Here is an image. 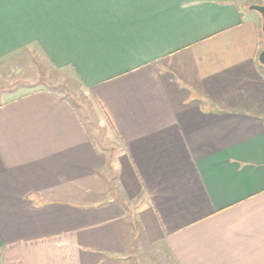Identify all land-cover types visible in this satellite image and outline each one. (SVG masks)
I'll return each instance as SVG.
<instances>
[{
  "label": "crops",
  "instance_id": "crops-1",
  "mask_svg": "<svg viewBox=\"0 0 264 264\" xmlns=\"http://www.w3.org/2000/svg\"><path fill=\"white\" fill-rule=\"evenodd\" d=\"M263 4L0 0V71L72 72L105 140L0 98V264H264Z\"/></svg>",
  "mask_w": 264,
  "mask_h": 264
},
{
  "label": "rangeland",
  "instance_id": "rangeland-1",
  "mask_svg": "<svg viewBox=\"0 0 264 264\" xmlns=\"http://www.w3.org/2000/svg\"><path fill=\"white\" fill-rule=\"evenodd\" d=\"M36 60L33 56L20 53L2 63L6 70L0 71V98L4 100L32 89H51L69 101L92 134L93 128H96L98 138L94 137V141L99 139L98 143H105V140H100L104 135L98 127L99 111L74 74L66 70H53ZM3 92L9 93L3 96Z\"/></svg>",
  "mask_w": 264,
  "mask_h": 264
},
{
  "label": "water",
  "instance_id": "water-1",
  "mask_svg": "<svg viewBox=\"0 0 264 264\" xmlns=\"http://www.w3.org/2000/svg\"><path fill=\"white\" fill-rule=\"evenodd\" d=\"M250 10L257 12L261 16V34H262V41H263V49L258 54L257 60L258 63L264 66V4L263 5H253L249 7Z\"/></svg>",
  "mask_w": 264,
  "mask_h": 264
},
{
  "label": "trees",
  "instance_id": "trees-1",
  "mask_svg": "<svg viewBox=\"0 0 264 264\" xmlns=\"http://www.w3.org/2000/svg\"><path fill=\"white\" fill-rule=\"evenodd\" d=\"M262 67H264V66H262ZM64 98V97H63ZM65 99V98H64Z\"/></svg>",
  "mask_w": 264,
  "mask_h": 264
}]
</instances>
